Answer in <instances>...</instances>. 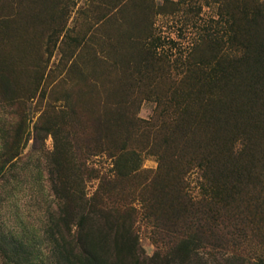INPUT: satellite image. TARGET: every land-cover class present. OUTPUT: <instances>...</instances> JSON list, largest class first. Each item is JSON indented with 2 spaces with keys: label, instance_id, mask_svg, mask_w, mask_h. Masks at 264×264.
Listing matches in <instances>:
<instances>
[{
  "label": "rangeland",
  "instance_id": "obj_1",
  "mask_svg": "<svg viewBox=\"0 0 264 264\" xmlns=\"http://www.w3.org/2000/svg\"><path fill=\"white\" fill-rule=\"evenodd\" d=\"M261 4L0 0V91L36 94L0 105V128L10 129L17 112L32 119L19 167L0 183V232L37 242L43 227L45 156L55 142L45 133L36 141L33 127L45 113L98 171L88 182L77 175L86 193L99 190L104 205L129 211L143 257H173L191 241L195 261L264 264L262 179L223 207L209 199L196 165L227 146L244 149L240 163L264 162V62L256 73L233 61L231 38L235 23L247 27L245 40L255 25L264 32V16L249 23L242 13ZM164 185L180 188L168 206Z\"/></svg>",
  "mask_w": 264,
  "mask_h": 264
},
{
  "label": "trees",
  "instance_id": "obj_2",
  "mask_svg": "<svg viewBox=\"0 0 264 264\" xmlns=\"http://www.w3.org/2000/svg\"><path fill=\"white\" fill-rule=\"evenodd\" d=\"M242 13L251 23L264 16V4L244 7ZM245 28L244 25H233V61H245L259 68L254 70L257 73L264 62V32L255 25L251 28L252 34L245 40L244 31H241ZM237 40L242 42L237 44ZM6 78L0 73L1 82ZM9 91V88L2 87L0 105L19 106L28 100L34 102L36 98L35 93L23 98ZM15 116L10 129L0 128V183L8 181L18 169L19 160L32 139L31 116L18 112ZM45 117V113H42L33 127L36 141L46 139L42 137L45 133L55 142L54 150L45 156L47 179L43 189L47 192L49 204L43 209L44 224L36 233L37 242L28 237L0 232V252L5 264H208L203 260L195 261L192 257L191 241L179 245L173 257H143L135 228L129 216H126L129 211L104 205L99 190L91 196L86 193V185L84 187V181L77 175L82 173L88 182L90 178H98V175H94L98 171L88 167L82 146L79 147L77 143L72 145L63 128L57 124H46L43 121ZM74 136L77 134L74 133ZM218 141L219 138L215 146L221 145ZM243 152L244 149L236 152L233 147L227 146L212 157L194 163L201 170L203 189L216 204L229 207L242 191L256 189L257 180L264 182L262 157L259 156L258 161L240 163L239 155ZM176 189L180 188L176 185L160 186L162 199L167 206L177 201L174 200ZM183 209L187 212L184 216H192L189 210Z\"/></svg>",
  "mask_w": 264,
  "mask_h": 264
}]
</instances>
